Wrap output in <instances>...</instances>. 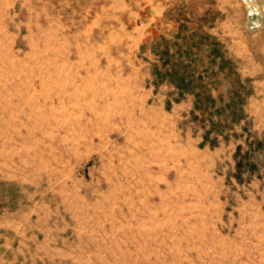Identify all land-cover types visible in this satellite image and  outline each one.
Listing matches in <instances>:
<instances>
[{"label": "rangeland", "instance_id": "1", "mask_svg": "<svg viewBox=\"0 0 264 264\" xmlns=\"http://www.w3.org/2000/svg\"><path fill=\"white\" fill-rule=\"evenodd\" d=\"M133 1L0 0V264H264V0Z\"/></svg>", "mask_w": 264, "mask_h": 264}, {"label": "crops", "instance_id": "2", "mask_svg": "<svg viewBox=\"0 0 264 264\" xmlns=\"http://www.w3.org/2000/svg\"><path fill=\"white\" fill-rule=\"evenodd\" d=\"M134 3H137L138 6H133L132 4ZM126 5V9H128L131 13L133 12V14L135 15L134 17H136V19H139L135 28L142 31L151 28L153 24L163 16L165 12L163 0H135L131 3V5L126 2ZM133 21H131V24L133 23ZM123 26L126 27L127 24L125 23ZM144 35L145 34L139 35V37L142 38ZM185 105L186 106L184 107L189 106L187 103H185Z\"/></svg>", "mask_w": 264, "mask_h": 264}, {"label": "trees", "instance_id": "3", "mask_svg": "<svg viewBox=\"0 0 264 264\" xmlns=\"http://www.w3.org/2000/svg\"><path fill=\"white\" fill-rule=\"evenodd\" d=\"M169 73H171L172 75H176V73H177V76L179 78V82L176 83V87H180L182 89H188L189 88V85L192 84V80L188 78V75L186 73L179 72V69L178 68H173L172 71L169 72ZM195 96L199 97L200 94L199 93H195ZM237 98H239V97H237ZM237 98L234 97L232 99L231 104H235V101H237ZM205 99H207V98H205ZM202 100L204 101L203 98H202ZM199 101H201L200 98L198 99V102L197 103H199ZM197 103L195 104V107H198L197 106ZM206 138H207V135L205 136V139Z\"/></svg>", "mask_w": 264, "mask_h": 264}]
</instances>
